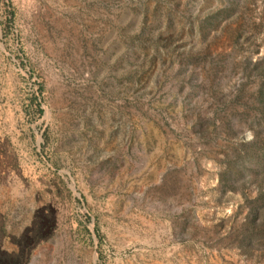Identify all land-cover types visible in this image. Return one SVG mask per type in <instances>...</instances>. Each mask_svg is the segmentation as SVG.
I'll list each match as a JSON object with an SVG mask.
<instances>
[{
	"label": "rangeland",
	"instance_id": "rangeland-1",
	"mask_svg": "<svg viewBox=\"0 0 264 264\" xmlns=\"http://www.w3.org/2000/svg\"><path fill=\"white\" fill-rule=\"evenodd\" d=\"M21 252L264 264V0H0V254Z\"/></svg>",
	"mask_w": 264,
	"mask_h": 264
},
{
	"label": "trees",
	"instance_id": "trees-1",
	"mask_svg": "<svg viewBox=\"0 0 264 264\" xmlns=\"http://www.w3.org/2000/svg\"><path fill=\"white\" fill-rule=\"evenodd\" d=\"M48 227V223L45 226L39 227V234L43 233ZM0 264H24L23 253L21 252L16 258L12 259L0 254Z\"/></svg>",
	"mask_w": 264,
	"mask_h": 264
}]
</instances>
